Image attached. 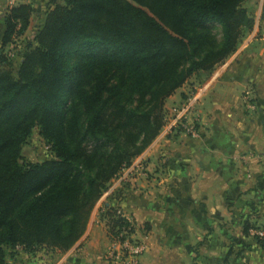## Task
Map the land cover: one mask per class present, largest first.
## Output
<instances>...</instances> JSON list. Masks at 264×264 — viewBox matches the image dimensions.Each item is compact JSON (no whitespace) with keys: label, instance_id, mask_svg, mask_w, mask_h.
<instances>
[{"label":"trees","instance_id":"trees-1","mask_svg":"<svg viewBox=\"0 0 264 264\" xmlns=\"http://www.w3.org/2000/svg\"><path fill=\"white\" fill-rule=\"evenodd\" d=\"M248 1L53 0L16 67L5 50L35 11L0 10V264L19 251L67 253L83 238L112 181L166 125L167 99L254 30ZM35 130L52 156L23 162ZM102 219L111 242L136 231L115 207Z\"/></svg>","mask_w":264,"mask_h":264},{"label":"crops","instance_id":"crops-1","mask_svg":"<svg viewBox=\"0 0 264 264\" xmlns=\"http://www.w3.org/2000/svg\"><path fill=\"white\" fill-rule=\"evenodd\" d=\"M53 0H0L4 10L30 4L43 24ZM249 0L246 3H250ZM248 8V7H247ZM258 31L210 75L189 80L167 99L165 114L191 95L199 137L165 125L152 145L114 179L83 238L67 253L19 251L9 264H109L102 215L115 207L147 244L139 264H264L246 221L264 228V0ZM40 25V26H41ZM262 28V31H261ZM249 93L256 110H249Z\"/></svg>","mask_w":264,"mask_h":264},{"label":"built area","instance_id":"built-area-1","mask_svg":"<svg viewBox=\"0 0 264 264\" xmlns=\"http://www.w3.org/2000/svg\"><path fill=\"white\" fill-rule=\"evenodd\" d=\"M199 100V95H191L190 98L184 103L183 106L174 108L172 110L173 117L171 121L166 118V125H170L172 128L181 129L187 135L198 138L199 131L197 125L194 123H188V118L192 114L195 106ZM245 106L252 111L256 110V105L250 97L249 93L244 96ZM126 233H121L115 241L111 242L104 258L109 264H139L140 259L144 252L147 250V244L134 234L126 237L123 241L120 240ZM252 234L264 237L262 230L252 231Z\"/></svg>","mask_w":264,"mask_h":264},{"label":"rangeland","instance_id":"rangeland-1","mask_svg":"<svg viewBox=\"0 0 264 264\" xmlns=\"http://www.w3.org/2000/svg\"><path fill=\"white\" fill-rule=\"evenodd\" d=\"M261 2H262V0H251L250 3L247 4V7H248L252 17L255 20L254 31H258V28L260 25L259 6H260ZM0 10L2 11V13L4 12V7L1 4H0ZM41 23H42V20H40V17H38L36 15L34 17V19L32 20L31 27L24 34V36L17 39V41L13 45L9 46L5 50L6 54L10 57V59H13L15 67L19 63L20 57H21L22 53L26 50L28 45L33 44L34 37L37 34V32H38L37 30L40 27ZM261 24H263L262 27L264 28V23H262V20H261ZM213 31L219 33L221 31V29H220V27H216L213 29ZM261 31H262V28H261ZM183 105L184 104L171 108L170 119H172V117H173L172 110L174 108H177V107H180ZM188 121H189V118H188ZM188 123H194L195 125H197L193 119L191 121H189ZM51 156L52 155L49 151V147L44 142V140L40 137L38 130H35L31 139L28 141V143L23 148V152H22L23 162H27V163L41 162L45 159L50 158Z\"/></svg>","mask_w":264,"mask_h":264}]
</instances>
